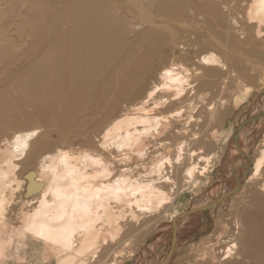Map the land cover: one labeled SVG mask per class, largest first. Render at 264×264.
<instances>
[{"label": "bare ground", "instance_id": "6f19581e", "mask_svg": "<svg viewBox=\"0 0 264 264\" xmlns=\"http://www.w3.org/2000/svg\"><path fill=\"white\" fill-rule=\"evenodd\" d=\"M7 1L10 16L21 6L34 15L12 53L0 35V63L21 58L0 87V264H121L133 255L130 239L174 214L158 233L168 249L152 256L173 264L177 245L164 259L173 220L177 244L183 221L198 215L179 219L176 209L218 159L207 153L212 126L263 81L264 0ZM261 87L248 119L264 111ZM49 111L58 136L75 142L49 145L37 125ZM29 114L34 123L19 124ZM252 120L228 136L223 176L206 196L217 195L191 206L225 198L210 209L231 203L237 232L186 264H264V116ZM261 130L243 177L247 142Z\"/></svg>", "mask_w": 264, "mask_h": 264}, {"label": "rangeland", "instance_id": "374dc122", "mask_svg": "<svg viewBox=\"0 0 264 264\" xmlns=\"http://www.w3.org/2000/svg\"><path fill=\"white\" fill-rule=\"evenodd\" d=\"M38 1L39 0H29V3H30L29 6L31 8H34L35 3ZM53 1H54L55 5H56V1L59 3L61 2V0H53ZM8 5H9L8 1L6 2V0H0V26L2 28V29L0 28V33H1L0 35L4 36L7 40V42L10 43V45L7 47V49H8V52L12 53L13 52L12 46L14 45V43L18 42L19 34H22L21 33L22 30H24V28H25L24 27V19L29 18V17H33L34 10L27 11V9H23L22 6L19 8H16L17 6H15V8L17 10V15H13V16L11 15L10 16V14L7 13V9H6L8 7ZM17 5H19V4H17ZM55 5H54V7H55ZM54 7H53V9H54ZM1 36H0V41L3 42V38H1ZM0 44H1V42H0ZM7 61H9V63ZM20 61H21L20 57L14 56V57L10 58V60L5 59L4 63H0V70H1L0 71V87L2 86V83L5 84V80H7L10 77L9 75H11L12 70H14V69L16 70L17 67L19 68ZM3 65L5 68L3 67ZM9 65H10L12 70L9 69V67H8ZM1 67L3 69V72H2ZM5 70H6L7 74H6ZM8 71L10 72L9 74H8ZM255 82H257V81H255ZM255 82L253 83V85L258 86V88H256L257 90H255V88H253L252 94H250V96H248L240 106H236L234 104V100H233V103L227 105L228 109H227L226 113H224L222 115V118H221L222 120L218 121L216 125L212 126L216 130H218L217 139L215 141L216 145L213 149L207 151V153H210V152L217 153L218 159H217V157L213 159V163H212L213 164V170L206 177L208 179L207 184L203 185L200 188L199 192H197V193H191L190 191H187L189 193L188 194L189 196L187 198L188 202L184 206L177 207L176 210L178 211V213H183V212L187 211L188 209L192 208L191 206H194L197 203H199V205H200V201H204L205 199L209 200L210 198L212 199V196L214 197L215 195H217L218 190H216L214 192L215 194L212 193L209 195V197L206 196L207 193H209L211 190L214 189V187L218 183V180L220 179V177L223 176V172H222L221 167H222L224 160H225L224 155L226 158L227 148H229V149L233 148L232 147L233 144L230 145L227 143V145H226V142L228 140V136L231 135V133H233L234 130L242 122H244L245 120L248 119L251 112L253 111L255 102L257 101L256 100L257 97H260L259 94L262 93V91H263L261 85L264 84V77H263L262 83L257 82L258 84L257 83L255 84ZM260 90H262V91H260ZM137 92H138V89L133 90L129 95H127L128 97H125V101L130 100L129 98L133 97V94H137ZM263 100H264V98L261 99V101H263ZM29 110L32 111L31 108H29ZM54 113H56V112L49 111V112H47L46 116L41 117V121L37 120V122H38L37 125L41 126L42 130L48 129L46 132H47V136L50 140L49 145L50 146L59 145L61 142L62 143H68V144L75 142V139H72V138L69 139L65 135H59L58 136L57 132L55 131V127H54V123H55L56 118H57L54 115ZM16 119H18L19 124H23V123L32 124V123H34L35 116L31 117V114H29V115H27V117L18 116ZM101 125H102L101 123L97 124L96 126L94 125L95 131L100 132L102 129ZM211 131L212 130H210V129L207 130L206 134L207 133L210 134ZM262 132L263 131L261 130L260 134L258 135V137H256V139L253 142H247V145H246L247 153H248L247 156L251 159L254 157L253 155H255V154L257 155L258 150L261 148V146L259 144L263 140ZM249 144H251V145H249ZM230 154H231V152L229 151L228 155L230 156ZM232 156H234V154ZM221 159L223 161L222 165L219 164ZM237 191L238 190H235L233 192V194L236 193ZM202 196H203V198H202ZM205 196L208 198H206ZM235 196L236 195H234L233 197H235ZM231 197H232V194L230 195V198ZM234 199L235 198H233L232 201H234ZM14 205L16 206V208H15L16 210L14 209V212H12V214H14V215H12V214L11 215H12V218L15 219V220H13V222L16 223L17 218H18V213H19V206H18V203H15ZM231 206H232L231 203L230 204L229 203L221 204L218 207H216L214 209V211L209 209L208 211H205L204 213L197 215V217L196 216L190 217L189 219L183 221V223H182L183 225L181 226V228L179 230L180 232L178 234V241L176 244L177 246H176L175 253L173 256L174 257L173 259H175V258H177V259L174 260L173 264H186L189 261L192 262L194 260H197L196 256H198L201 253L202 249L205 246H207L211 242H213L214 239L217 237V235L221 236L222 240L220 242H222V241L226 242L225 239L228 238L229 235H235L234 233H235V231L237 232V230L235 229V226L232 223L233 219L232 220H231V218L228 219V214L231 213V212H229V210L232 209ZM173 217H174V214H172L169 218L165 219L166 221L164 220L162 223L156 225V228L155 229L152 228V230L148 234H146L145 236L143 235V239H141L139 242L137 241L135 236H134V238L130 239L132 245L129 248L133 251V255H132V257L125 259L121 264H150V263L153 264L154 260H153L152 256L154 254L162 256L166 252V250L168 249L169 242H166L167 240L165 241V243L163 241H161L162 237H161V239H158V238H160V235L158 233L160 230L161 231H165V230L168 231L167 221L171 220ZM221 221L225 222V223H222L217 227V224L220 223ZM194 225L196 227H194ZM198 225H200V226L198 227ZM227 225H228V231L226 233L224 228ZM188 226L190 227V230H189ZM3 232H4L3 230H0V237L3 236ZM256 236H257V233L255 234V237ZM154 238H155V240L157 239L156 240L157 242L154 240ZM150 239H153V240H150ZM148 242H149V244H148ZM153 242L154 243L156 242V243L153 245ZM161 242H163L164 244ZM144 249H145V251H144ZM139 257H141V258H139ZM142 258H143V260H142ZM106 262H109V261L107 260Z\"/></svg>", "mask_w": 264, "mask_h": 264}, {"label": "water", "instance_id": "95a60500", "mask_svg": "<svg viewBox=\"0 0 264 264\" xmlns=\"http://www.w3.org/2000/svg\"><path fill=\"white\" fill-rule=\"evenodd\" d=\"M262 116H264V111L258 112L253 117H251L247 121L243 122L241 124V126L250 123L251 121H253L252 119H254V118L257 119V118H260ZM235 141H237V140L235 139ZM240 155H241V153H240ZM242 156H244V155L242 154ZM245 158L247 159V163L245 165L241 164V165H243V168H244L241 171V174H242L243 177H245L246 173L249 171L250 163H251V160H250V158L248 156H245ZM237 182H239V181L237 180ZM227 194H226L225 197H227ZM223 199H225V198L218 197L213 202H210V203L206 204L205 206L198 207V208H190L187 211L183 212V214H181L178 218L179 219L187 218V216L195 215V214L200 215L201 213H203V212L209 210L210 208H212L215 204L221 202ZM176 229H177V227L175 225V220H173V222L171 224L172 243H171L169 252L164 256V259H167L173 253V248L176 246Z\"/></svg>", "mask_w": 264, "mask_h": 264}]
</instances>
